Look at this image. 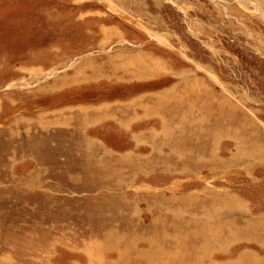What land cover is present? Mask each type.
Returning <instances> with one entry per match:
<instances>
[{"label": "rangeland", "instance_id": "rangeland-1", "mask_svg": "<svg viewBox=\"0 0 264 264\" xmlns=\"http://www.w3.org/2000/svg\"><path fill=\"white\" fill-rule=\"evenodd\" d=\"M0 264H264V0H0Z\"/></svg>", "mask_w": 264, "mask_h": 264}, {"label": "bare ground", "instance_id": "bare-ground-1", "mask_svg": "<svg viewBox=\"0 0 264 264\" xmlns=\"http://www.w3.org/2000/svg\"><path fill=\"white\" fill-rule=\"evenodd\" d=\"M155 38H158V37H155ZM161 39V38H160ZM160 39H159V41H160ZM162 40V39H161ZM88 120V119H87Z\"/></svg>", "mask_w": 264, "mask_h": 264}]
</instances>
